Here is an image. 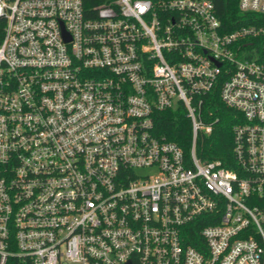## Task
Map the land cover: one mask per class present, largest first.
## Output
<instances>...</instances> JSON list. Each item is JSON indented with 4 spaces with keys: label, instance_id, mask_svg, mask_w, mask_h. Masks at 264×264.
Masks as SVG:
<instances>
[{
    "label": "built area",
    "instance_id": "built-area-1",
    "mask_svg": "<svg viewBox=\"0 0 264 264\" xmlns=\"http://www.w3.org/2000/svg\"><path fill=\"white\" fill-rule=\"evenodd\" d=\"M217 1L0 0V264H264V0Z\"/></svg>",
    "mask_w": 264,
    "mask_h": 264
},
{
    "label": "trees",
    "instance_id": "trees-1",
    "mask_svg": "<svg viewBox=\"0 0 264 264\" xmlns=\"http://www.w3.org/2000/svg\"><path fill=\"white\" fill-rule=\"evenodd\" d=\"M218 16L228 30L236 28L242 13L239 10V1L237 0H218ZM263 21V20H262ZM264 24V22H261ZM216 102L221 108L222 123L217 127L210 137L206 138L203 145L198 148L199 154L207 158L224 159L231 153L233 143V110L220 103L219 98ZM156 133L165 135L169 140L176 141L184 150L187 156L191 153L192 147V126L189 120L185 118V111L180 109H171L160 111L155 118Z\"/></svg>",
    "mask_w": 264,
    "mask_h": 264
}]
</instances>
